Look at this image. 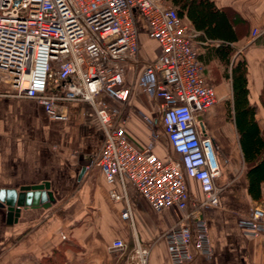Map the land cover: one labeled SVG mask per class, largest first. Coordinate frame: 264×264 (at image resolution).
I'll return each mask as SVG.
<instances>
[{
    "label": "built area",
    "instance_id": "obj_1",
    "mask_svg": "<svg viewBox=\"0 0 264 264\" xmlns=\"http://www.w3.org/2000/svg\"><path fill=\"white\" fill-rule=\"evenodd\" d=\"M135 14L160 49L148 62L140 58ZM197 55L188 27L162 0H0V85L6 90L0 96L35 100L56 121L67 119L68 103L83 105V120L103 139L84 170L95 167L108 185L131 183L157 213H180L163 236L170 264L210 259L203 213L219 208L222 191L217 146L199 128L216 95ZM134 88L158 102L159 132L140 114L148 125L143 148L126 135L124 104ZM160 137L167 145L164 160L152 151ZM190 180L198 185V199ZM110 197L121 198L115 192ZM121 218L131 222L128 207ZM237 225L246 237L264 235L263 209L254 204ZM124 248L120 240L110 246ZM148 253L134 249L140 264Z\"/></svg>",
    "mask_w": 264,
    "mask_h": 264
},
{
    "label": "crops",
    "instance_id": "obj_2",
    "mask_svg": "<svg viewBox=\"0 0 264 264\" xmlns=\"http://www.w3.org/2000/svg\"><path fill=\"white\" fill-rule=\"evenodd\" d=\"M209 1L232 21L236 41L230 44L234 51L225 69L209 54L211 46L219 42L206 45L198 38L201 34L191 32L188 20L181 18L216 95L214 106L199 119V128L215 145L224 144L232 134L237 146L235 153H227V165L220 160L219 208L203 213L212 256L209 260L198 256L189 264H264V235L246 237L237 225L238 218L248 216L254 204L264 209V183L261 201H252L247 194L246 166L237 130L234 121L230 130L226 121V108L234 105L230 63L238 55L237 68L242 62L246 64L249 102L256 107L259 129L264 130V108L260 104L264 88V0ZM135 18L140 36L151 41L145 22L137 14ZM254 30L258 34L252 37ZM157 105L136 88L124 104L126 135L137 148L145 146L148 136V125L140 114L160 130ZM84 110L78 102L68 103L67 119L56 121L35 100L0 96V189L18 190L47 182L52 195L48 207L25 209L10 222L0 208V264H42L54 253L63 257L64 264H140L134 256L136 246L149 251L146 264H170L163 236L180 213L175 209L157 213L131 183L108 185L95 167L84 170L98 156L103 141L100 132L83 120ZM152 151L157 158L165 159L167 145L162 137ZM189 188L198 199L197 183L190 180ZM111 192L121 196L120 200L114 201ZM126 207L131 222L121 218ZM114 240L122 241L125 248L111 251Z\"/></svg>",
    "mask_w": 264,
    "mask_h": 264
},
{
    "label": "trees",
    "instance_id": "obj_3",
    "mask_svg": "<svg viewBox=\"0 0 264 264\" xmlns=\"http://www.w3.org/2000/svg\"><path fill=\"white\" fill-rule=\"evenodd\" d=\"M169 3L180 18H186L190 30L201 34L199 39L211 46L210 55L216 57L227 68L234 51L231 43L236 41L233 23L209 0H162ZM238 55L230 63V75L233 78V121L237 130L238 142L246 166L247 194L254 202L261 201V185L264 183V130H260L255 118L256 107L249 102L247 88V67L244 62L237 68ZM203 65V59L197 55ZM237 68V69H236ZM260 104L264 108V88L260 95ZM230 114L229 105L226 108ZM42 264H64L60 254H53L42 260Z\"/></svg>",
    "mask_w": 264,
    "mask_h": 264
},
{
    "label": "water",
    "instance_id": "obj_4",
    "mask_svg": "<svg viewBox=\"0 0 264 264\" xmlns=\"http://www.w3.org/2000/svg\"><path fill=\"white\" fill-rule=\"evenodd\" d=\"M52 201L49 184L43 182L38 185L22 187L18 190L0 189V208L6 211L8 222L16 220L21 211L38 205L48 207Z\"/></svg>",
    "mask_w": 264,
    "mask_h": 264
},
{
    "label": "rangeland",
    "instance_id": "obj_5",
    "mask_svg": "<svg viewBox=\"0 0 264 264\" xmlns=\"http://www.w3.org/2000/svg\"><path fill=\"white\" fill-rule=\"evenodd\" d=\"M139 40H140V58L141 59H144V57L154 59L159 54L160 49L155 42L153 43V41H149V40L146 41L142 36H139ZM144 40L145 42H143ZM141 45H142V54H141ZM3 91H6V90L2 85H0V92H3ZM226 121H227V126L229 127V130H230V125H232V122H233V108H230V114L227 116ZM235 141H236L235 136L230 134V136L228 135L227 140L224 144L216 145L218 161L220 164V173L222 170L220 160L225 161V159L228 158V155H227L228 152H230L231 155L236 152L237 143ZM227 164L228 163L225 161V165ZM257 205L261 207L259 204Z\"/></svg>",
    "mask_w": 264,
    "mask_h": 264
},
{
    "label": "bare ground",
    "instance_id": "obj_6",
    "mask_svg": "<svg viewBox=\"0 0 264 264\" xmlns=\"http://www.w3.org/2000/svg\"><path fill=\"white\" fill-rule=\"evenodd\" d=\"M163 150V149H162ZM144 202H146V201H144ZM240 229V228H239Z\"/></svg>",
    "mask_w": 264,
    "mask_h": 264
}]
</instances>
